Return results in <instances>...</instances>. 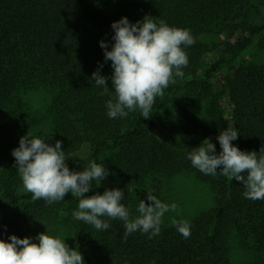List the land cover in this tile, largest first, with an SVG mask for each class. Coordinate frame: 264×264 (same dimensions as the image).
<instances>
[{
	"label": "trees",
	"instance_id": "1",
	"mask_svg": "<svg viewBox=\"0 0 264 264\" xmlns=\"http://www.w3.org/2000/svg\"><path fill=\"white\" fill-rule=\"evenodd\" d=\"M263 12L264 0H0V238H34L43 231L65 236L85 264H233L231 239L263 251L264 200L246 199L241 182L219 170L204 175L185 158L206 137L219 152L216 137L231 125L239 132L232 141L238 148L264 149V64L234 67L264 33ZM121 16L130 22L144 16L164 20L190 30L195 39L185 49L189 62L183 77L156 98L148 118L139 110L124 118L107 116L112 69L98 41L111 42L110 22ZM100 63L110 88L103 95L90 80ZM36 91L45 94L43 111L29 100ZM26 133L50 135L48 143L60 140L68 166L87 149V162L69 169L104 164L109 175L99 186L93 182L86 195L118 187L130 216L138 215L141 196L135 190L159 192L180 174L206 184L212 205L187 221L188 238L163 222L152 239L140 232L123 239L118 219L98 231L73 218L78 198L71 193L46 204L23 190L11 150Z\"/></svg>",
	"mask_w": 264,
	"mask_h": 264
},
{
	"label": "clouds",
	"instance_id": "2",
	"mask_svg": "<svg viewBox=\"0 0 264 264\" xmlns=\"http://www.w3.org/2000/svg\"><path fill=\"white\" fill-rule=\"evenodd\" d=\"M113 30L111 42L99 40L104 62H110L112 69L110 82L112 94L106 101L107 116L111 119L127 117L129 112L140 111L148 118L157 97L164 90L182 78L183 68L188 65L186 48L195 43L190 30L171 26L164 20L154 21L144 16L130 22L126 16L110 22ZM103 63L91 74L90 80L109 92L106 77L101 74ZM238 130L233 125L219 131L216 140L217 152L210 138L185 154L191 165L204 175L216 176L220 171L230 180L241 182L243 196L249 200H264V149L244 151L232 141L238 138ZM47 139L26 133L19 138L18 146L11 150L15 168L22 188L31 193L33 200H43L52 204L64 200L67 193L78 198V205L72 212L74 219L82 221L98 231L110 228L109 221L123 222V239L134 232L147 234L149 239L161 232L165 213L177 211L176 203H165L146 189V200L140 199L136 212L130 216L129 209L122 203L125 192L118 187L105 188L92 195L90 189L99 186L109 175L104 164L89 162L82 170H70L60 140L48 143ZM172 226L184 238L191 234L186 220H172ZM65 236L50 235L46 231L18 237L9 234L0 238V264H85L82 253L76 247H69Z\"/></svg>",
	"mask_w": 264,
	"mask_h": 264
},
{
	"label": "rangeland",
	"instance_id": "3",
	"mask_svg": "<svg viewBox=\"0 0 264 264\" xmlns=\"http://www.w3.org/2000/svg\"><path fill=\"white\" fill-rule=\"evenodd\" d=\"M264 14V12H263ZM247 64H264V33L255 39L252 45H250L236 60L234 67ZM225 73L229 72L224 69ZM222 74L219 72L216 75L218 80H221ZM216 82V79H213ZM219 86L218 84H216ZM31 104L38 110L43 111L45 109V94L41 91L32 92L28 95ZM226 98L224 94L223 100ZM225 112L230 108L229 101L225 100ZM227 114V113H226ZM88 159L87 149L82 150L76 154L68 167H74L76 163L82 165L86 163ZM146 191V187H143ZM141 188L135 190V195H140V199L145 200L146 193L142 196L143 190ZM161 191L153 190V194L161 199L165 203H176L178 208L176 212L165 213L162 222L166 224H172L173 219L189 221L198 213L208 209L212 205V195L209 187L197 180L190 174H180L171 180L167 181L160 188ZM139 199V198H138ZM139 199V200H140ZM139 202V201H138ZM136 212L134 213V215ZM230 257L233 264H259L261 260H264V250L261 252H255L249 249H244L239 246L236 239L230 241Z\"/></svg>",
	"mask_w": 264,
	"mask_h": 264
}]
</instances>
